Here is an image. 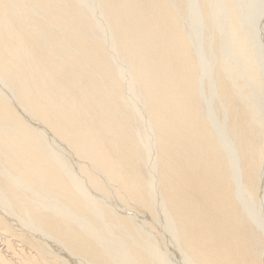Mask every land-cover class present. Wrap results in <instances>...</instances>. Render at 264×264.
I'll return each mask as SVG.
<instances>
[{
    "label": "bare ground",
    "instance_id": "obj_1",
    "mask_svg": "<svg viewBox=\"0 0 264 264\" xmlns=\"http://www.w3.org/2000/svg\"><path fill=\"white\" fill-rule=\"evenodd\" d=\"M256 4L0 0V264H264Z\"/></svg>",
    "mask_w": 264,
    "mask_h": 264
},
{
    "label": "rangeland",
    "instance_id": "obj_2",
    "mask_svg": "<svg viewBox=\"0 0 264 264\" xmlns=\"http://www.w3.org/2000/svg\"><path fill=\"white\" fill-rule=\"evenodd\" d=\"M248 0H237V2H238V5H239V8L242 10L241 12H242V14H243V17H244V20H246V22L249 24L250 23V21H249V16H250V14H252V12H254L255 10L254 9H262L263 10V8H261L260 6H257V4H256V2L257 1H259V0H249V4H248V7H245V3L247 2ZM241 4V5H240ZM258 7V8H257ZM246 9V10H245ZM254 10V11H253ZM261 11V10H260ZM244 12V13H243ZM256 12H258V10H256ZM255 13V12H254ZM253 13V14H254ZM245 14V15H244ZM258 14H259V12H258ZM247 15V16H246ZM255 15V14H254ZM253 15V16H254ZM263 15V16H262ZM246 16V17H245ZM255 16H257V15H255ZM248 17V18H247ZM260 17H261V20H260V22L258 21V24L260 23V25H259V28L258 29H260V30H262L261 32H259V34H257V39L258 40H261L262 42L261 43H263V39H264V37L262 36V35H264V32H263V30H264V12H263V14H261L260 15ZM256 19H257V17H256ZM259 30V31H260ZM263 32V33H262ZM262 33V37L263 38H261V37H259V35ZM260 43V41H259V51H260V55H262L261 56V58L262 59H264V49H263V47H264V43L263 44H261ZM262 45H263V47H262ZM264 208V202L262 201V204H261V208L260 209H263ZM161 229V230H160ZM159 229V233L162 235V236H166V234H167V236H168V238L167 237H165V239H164V243L166 244V248L164 247V245L162 246V250L165 252V254H166V256H167V258H168V260L171 262V264H184L183 262H182V260H181V258L179 257V252H178V250L174 247V245L172 246L171 244H170V240H168L169 239V237H170V235L168 234V232L165 230L164 231V228H160ZM144 230H145V228H144ZM163 230V232L161 233L160 231H162ZM164 238V237H163ZM175 249H174V248ZM0 249H2V247H0ZM4 252V250L2 251V254L5 256V257H7V253H3Z\"/></svg>",
    "mask_w": 264,
    "mask_h": 264
}]
</instances>
